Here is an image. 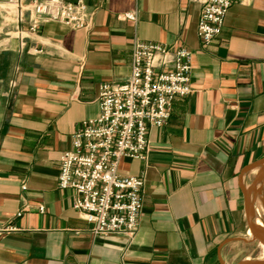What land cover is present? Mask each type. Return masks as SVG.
<instances>
[{"label": "crops", "instance_id": "obj_1", "mask_svg": "<svg viewBox=\"0 0 264 264\" xmlns=\"http://www.w3.org/2000/svg\"><path fill=\"white\" fill-rule=\"evenodd\" d=\"M84 2L95 9L90 29L23 24V47L14 25L0 36V264L264 260L253 254L260 241L250 240L240 188L264 156V0H234L206 44L198 0ZM126 11L135 19L118 17ZM134 39L189 49L191 92L149 128L145 159L119 162L120 173L143 178L136 233L95 235L73 192L57 186L59 157L80 122L98 114L99 83L129 75ZM251 197L264 227V179Z\"/></svg>", "mask_w": 264, "mask_h": 264}, {"label": "built area", "instance_id": "obj_2", "mask_svg": "<svg viewBox=\"0 0 264 264\" xmlns=\"http://www.w3.org/2000/svg\"><path fill=\"white\" fill-rule=\"evenodd\" d=\"M196 32L204 44L221 30L234 0H198ZM14 22L19 46L45 21L90 29L95 9L84 0H15ZM135 19L133 11L118 15ZM192 52L183 46L134 39L130 72L122 82L99 83L98 114L83 119L61 152L57 186L73 192L72 207L93 234L122 233L132 237L142 206L143 178L119 172L122 158L145 159L150 127L164 125L175 97L191 92ZM43 211L41 205L38 206Z\"/></svg>", "mask_w": 264, "mask_h": 264}, {"label": "water", "instance_id": "obj_3", "mask_svg": "<svg viewBox=\"0 0 264 264\" xmlns=\"http://www.w3.org/2000/svg\"><path fill=\"white\" fill-rule=\"evenodd\" d=\"M254 166H259L258 170L254 174L251 182L248 186H244L243 184L240 185L243 199H244V212H245V219L247 222L248 230L250 232V240L257 239L261 243L264 244V227L261 224L256 223L253 220V198L251 197V193L253 189L257 186L258 182L264 179V156L257 159L246 168H251ZM220 264H225L222 260H219ZM234 264H264V260L262 261H242L237 262Z\"/></svg>", "mask_w": 264, "mask_h": 264}, {"label": "rangeland", "instance_id": "obj_4", "mask_svg": "<svg viewBox=\"0 0 264 264\" xmlns=\"http://www.w3.org/2000/svg\"><path fill=\"white\" fill-rule=\"evenodd\" d=\"M15 0H0V36L2 37H8L11 35L10 30L13 29V25L16 23L14 22V13H15ZM23 25V24H21ZM25 25V24H24ZM15 30V27H14ZM13 35L17 34L16 30ZM18 39V37L16 36ZM19 43V41H18ZM258 244V243H257ZM263 243L259 242L257 247H254V252L253 254L256 256V254H261L263 252ZM263 254V253H262ZM257 261L256 258H252L250 260H243L239 259L237 262H242V261Z\"/></svg>", "mask_w": 264, "mask_h": 264}, {"label": "bare ground", "instance_id": "obj_5", "mask_svg": "<svg viewBox=\"0 0 264 264\" xmlns=\"http://www.w3.org/2000/svg\"><path fill=\"white\" fill-rule=\"evenodd\" d=\"M256 218H257V216H256ZM259 221V220H258ZM263 237H264V235H263ZM262 253H264V245H263V252ZM263 257V256H262Z\"/></svg>", "mask_w": 264, "mask_h": 264}]
</instances>
